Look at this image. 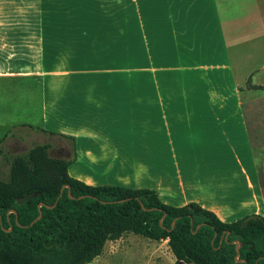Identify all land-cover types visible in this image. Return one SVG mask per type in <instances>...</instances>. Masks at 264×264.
<instances>
[{"label":"crops","instance_id":"1","mask_svg":"<svg viewBox=\"0 0 264 264\" xmlns=\"http://www.w3.org/2000/svg\"><path fill=\"white\" fill-rule=\"evenodd\" d=\"M0 81L43 113L0 146L32 131L88 184L264 216V0H0Z\"/></svg>","mask_w":264,"mask_h":264},{"label":"trees","instance_id":"2","mask_svg":"<svg viewBox=\"0 0 264 264\" xmlns=\"http://www.w3.org/2000/svg\"><path fill=\"white\" fill-rule=\"evenodd\" d=\"M50 146L15 155L0 179V264H86L125 233L168 240L177 263L264 264V216L225 222L196 202L166 204L152 189L91 185Z\"/></svg>","mask_w":264,"mask_h":264},{"label":"rangeland","instance_id":"3","mask_svg":"<svg viewBox=\"0 0 264 264\" xmlns=\"http://www.w3.org/2000/svg\"><path fill=\"white\" fill-rule=\"evenodd\" d=\"M0 110L5 112L4 118L0 117V119H3L6 122L5 125L10 127L22 126L23 124L41 125L43 113L39 83L0 81ZM26 134V142L16 139L19 136L25 138ZM255 137L258 140V136L255 135ZM46 140L48 143L51 142L52 145H55V138L53 137H45L32 131L29 133L26 130H13V134L0 146V179H8L10 160L15 155L27 152L35 142H45ZM51 153L53 157L58 155L55 150H51ZM263 159L262 148L257 147V162H259L264 181ZM177 164L175 162L167 163V169L169 170L168 167L172 166L174 172L178 168ZM180 164L181 167L182 163ZM86 264L183 263L176 262L168 240H153L142 235L125 233L117 240L108 241L102 254Z\"/></svg>","mask_w":264,"mask_h":264},{"label":"water","instance_id":"4","mask_svg":"<svg viewBox=\"0 0 264 264\" xmlns=\"http://www.w3.org/2000/svg\"><path fill=\"white\" fill-rule=\"evenodd\" d=\"M63 190H64V187H63V189H62V193H63ZM69 193H70V197H72V198H74V196L71 194V191H69ZM44 205V203L43 202H41L40 204H39V207H40V215L31 223V224H33L36 220H39L41 217H42V211H41V207ZM144 207V209H146L145 208V206H143ZM174 224H175V221L173 222V224H172V228H174ZM239 247H240V245H239V243H237V248H238V254L240 253V251H239Z\"/></svg>","mask_w":264,"mask_h":264}]
</instances>
